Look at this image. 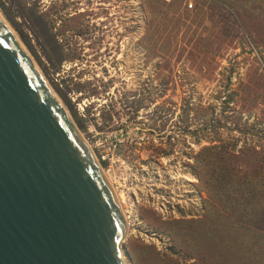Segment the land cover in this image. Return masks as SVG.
<instances>
[{
    "label": "rangeland",
    "instance_id": "374dc122",
    "mask_svg": "<svg viewBox=\"0 0 264 264\" xmlns=\"http://www.w3.org/2000/svg\"><path fill=\"white\" fill-rule=\"evenodd\" d=\"M0 16L135 208L129 264H264V0H0Z\"/></svg>",
    "mask_w": 264,
    "mask_h": 264
},
{
    "label": "water",
    "instance_id": "95a60500",
    "mask_svg": "<svg viewBox=\"0 0 264 264\" xmlns=\"http://www.w3.org/2000/svg\"><path fill=\"white\" fill-rule=\"evenodd\" d=\"M103 169L0 16V264H125Z\"/></svg>",
    "mask_w": 264,
    "mask_h": 264
},
{
    "label": "bare ground",
    "instance_id": "6f19581e",
    "mask_svg": "<svg viewBox=\"0 0 264 264\" xmlns=\"http://www.w3.org/2000/svg\"><path fill=\"white\" fill-rule=\"evenodd\" d=\"M34 64V63H33ZM44 81H45V79H44ZM45 83H46V81H45ZM47 84V83H46ZM48 86V85H47ZM49 87V86H48ZM50 88V87H49ZM51 91H52V89H50ZM75 125V124H74ZM92 152V151H91ZM92 154H93V152H92ZM94 155V154H93ZM94 157H95V155H94ZM96 159V158H95ZM96 161H97V159H96ZM97 163H98V161H97ZM131 171V170H130ZM127 172V174L129 175V172H128V170L126 171ZM105 174V173H104ZM106 176V175H105ZM106 178L108 179V182L110 183V185H111V181H110V179L106 176ZM176 178V177H175ZM184 179H185V177H184ZM176 180V179H175ZM112 187V186H111ZM113 188V187H112ZM113 191H114V193L116 194V196H117V199H118V202H119V205H120V207H121V209H122V211H123V208H122V206H121V204H120V201H123V195L121 194V193H116L115 192V190L113 189ZM133 200V199H132ZM133 204H130L131 205V208H134V207H136V203H134V202H132ZM132 212L131 213H129V214H131L132 215V218H130V216H129V218L127 217V216H125V214H124V211H123V215L125 216V219H126V223H127V229H128V235H129V233L131 232V228H133L135 225H136V222H137V212H136V210H135V208L134 209H132L131 210ZM128 214V215H129ZM127 235V236H128ZM126 240V239H125ZM124 240V241H125ZM123 241V242H124ZM120 249H121V254H122V257H123V259H124V261H125V264H129V258H128V255H127V253H126V251H125V248H124V243H122L121 244V246H120Z\"/></svg>",
    "mask_w": 264,
    "mask_h": 264
},
{
    "label": "built area",
    "instance_id": "2783aa9c",
    "mask_svg": "<svg viewBox=\"0 0 264 264\" xmlns=\"http://www.w3.org/2000/svg\"><path fill=\"white\" fill-rule=\"evenodd\" d=\"M193 7V5L191 4L190 6H189V8H192Z\"/></svg>",
    "mask_w": 264,
    "mask_h": 264
}]
</instances>
